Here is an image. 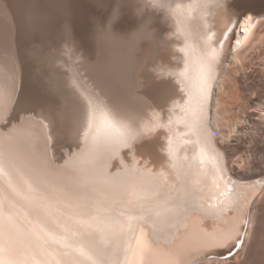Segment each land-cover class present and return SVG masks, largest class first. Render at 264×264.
I'll list each match as a JSON object with an SVG mask.
<instances>
[{
    "label": "bare ground",
    "instance_id": "1",
    "mask_svg": "<svg viewBox=\"0 0 264 264\" xmlns=\"http://www.w3.org/2000/svg\"><path fill=\"white\" fill-rule=\"evenodd\" d=\"M119 1L124 5L132 2L137 4L136 9H134L135 7H132V9L139 16L143 15V12L149 11L152 15H155L154 12L159 11L164 25L162 31L153 34L147 32L145 27L138 32L135 30L136 33L122 40H113V36L112 38L103 36L102 46L104 50H108V53H104L95 63L81 62L79 68L76 66L75 61L81 60L82 55L78 53L79 51L70 50L71 48L69 49L67 45L68 42H65L62 49H58L55 53L49 55L48 65L56 67V71H59L56 65L60 66L61 69H66L64 73L60 72L61 74L50 75L52 89L61 96L60 105L55 112L39 109L34 114H31L35 115L37 120L43 121L44 125L36 126V132L39 137L38 147L34 146L30 139L14 141L15 152L20 161V170L19 173L13 171L12 183L22 188L24 178L30 176L34 170L47 160V179L56 189L60 190L61 195H79L81 202H87L92 205L99 216L126 221V205L129 196L125 183L109 184L102 180L94 179L86 173L75 172L71 167H61L66 160L71 165L74 162L75 154L80 151L83 145L86 116L81 98L87 96L89 91H94L106 99L107 104L115 110L117 116L132 119L138 127L146 129V134L131 149H122L119 156L129 166V170H131L135 161L137 170L147 169L153 175L163 172L165 179L159 184L157 191L160 196L171 193L165 199L175 202L177 195L182 197L185 190L191 187L195 166L187 173L182 172L179 180H177L176 171L169 166V138H171L172 147L177 151L180 160L187 156L189 161H191L195 146L192 143H182V140L187 139L190 141L194 138L190 135L187 137L183 135L185 132L182 114L185 100L184 93L181 90L183 85L169 74L182 69L186 58L185 53L189 45L196 53H200L206 45L205 42L199 39L193 41L190 37L182 38L177 35L172 30V20L165 10L166 6L161 7L159 0ZM230 1L234 3L236 0H221L220 6L209 3L206 8L198 13L203 16L206 28H201L197 25L196 30L201 35L214 34L213 44L221 52L209 100L208 138L216 152L224 157L227 175L235 181L236 191L241 194L240 199L244 202L243 206L239 210L225 209L219 216H214L206 208L202 210L200 207L201 200L198 197H194L196 210L187 211L186 216L181 215L175 219L159 220L155 225L154 235L151 224H134L132 230H125L122 234L115 232L106 233L103 239L97 240L98 248L104 250V264H141L140 244H147L151 248L153 264H197L203 258H205L206 262L208 257L224 256L236 248L233 245L229 248V251L221 254L219 251L220 249L224 250L223 248L212 247L211 245L221 236H225L230 232L234 234L237 228L244 231L242 225H240L241 220H249L248 228L246 229V235L243 236L244 243L239 248H236L237 251L231 256L232 259H237L243 247H246L245 241L250 239L252 228L255 225L254 222L258 217L257 206L254 203H257L262 197L264 198V177L260 178L255 172L253 173L255 174L254 176L250 174L251 176L247 175L245 177V175V178L234 176L235 173L234 175L232 174V170L234 172L233 166L237 168L238 172L244 170L243 166L240 165L242 160L233 159L234 156L230 145H227L228 143L223 140L222 131L218 128L215 129L211 125V118L213 93L216 97L217 94L226 88L223 80V72L225 71L223 58L225 57V52H231V62L238 61L240 60V53L245 47L253 43L255 38L256 40L262 38L260 37V28L264 24V9L257 11L255 8L256 11L252 9V12L249 10L251 7L249 9L248 7H243L238 10L239 14L237 15L230 9L231 6H234V4H229ZM199 2L204 4L205 0H199ZM188 14H191V10H189ZM173 15H177V13H173ZM179 15L182 17L185 12L180 10ZM248 17H252L250 21L252 28L249 33H244L243 29L246 26ZM228 28H231L232 31L228 33V39L224 41L221 49L219 42L223 40V33ZM144 39L148 40L146 42L148 44L147 54L144 58L150 60L148 62L152 70V76L158 79L161 77L168 79L167 82H160L158 87H156L157 96L155 102H149L136 91L141 85V79H139L140 75L136 73L138 60H135L133 55ZM237 40L240 41L239 44H237ZM258 41L260 42V40ZM119 51L124 52V54L120 55L121 52L119 53ZM129 69L134 72V94H130L129 86L124 79V75ZM83 70L86 78L81 74ZM20 80L19 65L15 56L10 53L0 55V98L14 94L16 99ZM235 81L242 87L241 78H237ZM246 88L244 89L245 91L248 90ZM243 93L245 95L246 92L243 91ZM245 96L247 97V95ZM13 105L14 103L9 105L10 111ZM246 105L244 106L245 109L248 107ZM259 118L264 124V108L259 111ZM52 119L55 120V123L57 122L56 132L64 137L67 144L63 147L59 158L55 157L52 149L54 139L51 134ZM169 120L171 124L168 123ZM158 124L162 125V127H156ZM240 126L237 124L234 129H238ZM49 137L50 139L46 140ZM152 138H155V141L147 149V140ZM45 142L47 143V156L42 157L39 148H43ZM156 148H158V151ZM109 163L111 164L110 173L113 175L120 173L122 180L127 179L124 177V170L121 168L119 159H113ZM255 163L251 164L252 168L260 166ZM163 202L164 200H161L159 196L153 197L150 201L154 205L162 204ZM0 213L3 214L5 223H7V218L10 216L21 231L31 230V226L25 218L27 215L26 206L23 201L9 191L5 177H0ZM137 237L140 238V243L137 242ZM19 251L23 253L22 248ZM19 258L29 259L23 255ZM4 259L6 261L10 259L8 253H5Z\"/></svg>",
    "mask_w": 264,
    "mask_h": 264
},
{
    "label": "snow or ice",
    "instance_id": "2",
    "mask_svg": "<svg viewBox=\"0 0 264 264\" xmlns=\"http://www.w3.org/2000/svg\"><path fill=\"white\" fill-rule=\"evenodd\" d=\"M209 3L220 6L221 0H205L204 7ZM159 4L161 7L166 6L164 0H159ZM251 20L252 17H248L244 33L251 31ZM103 31L105 35L108 34L107 28ZM231 31L228 28L223 33V40L219 42L221 49ZM213 35L208 34L206 47L200 53H196L189 45L182 69L169 74L183 85V135L194 138L190 141L182 140V143L195 146L191 161L187 156L180 160L169 138V166L176 171L177 180L182 172L187 173L195 166L191 187L185 190L182 197L177 195L175 202L165 199L171 193L160 196L157 191L165 179L163 172L153 175L147 169L137 170L135 161L129 170V166L119 156L122 149H131L146 134V129L138 127L132 119L117 116L106 99L94 91H89L87 96L81 98L86 116L83 145L75 154L74 162L69 165L66 160L61 167H71L75 172L86 173L109 184L125 183L129 196L126 221L99 216L92 205L81 202L79 195H61L60 190L47 179V160L24 178L22 188L13 185L12 173H19L20 170L14 141L30 139L38 147L36 126L44 125L35 115L10 120L9 105H21L25 101L16 100L14 94L0 98V177L6 178L9 191L23 201L27 212L25 218L31 226V230L21 231L10 216L5 223L0 213V264H29V261L30 264H104V250L98 248L97 240L103 239L106 233L122 234L125 230H132L134 224H151L154 235L159 220L175 219L181 215L186 216L187 211L196 210L194 197L201 200L202 210L206 208L214 216H219L225 209L242 208L244 202L240 199L241 194L236 191L235 181L227 175L224 157L216 152L208 138L209 100L221 56L220 50L213 44ZM124 79L130 94H134V72L129 69ZM168 123L171 124V121ZM39 151L42 157L47 156L46 142ZM113 159H119L127 179L122 180L120 173L113 175L109 172V161ZM261 161L264 162V156ZM157 196L164 202L155 205L150 203ZM248 223L249 220H241L240 225L244 231L237 228L234 234L230 232L219 237L211 246L231 248L234 245L239 248L244 243L243 236L246 235ZM137 242L140 243L139 237ZM21 248L23 253L19 251ZM5 253L10 257L7 261L4 259ZM139 253L141 264H153L152 250L147 244H140ZM232 254L230 251L229 255ZM21 255L29 259L19 258Z\"/></svg>",
    "mask_w": 264,
    "mask_h": 264
},
{
    "label": "rangeland",
    "instance_id": "3",
    "mask_svg": "<svg viewBox=\"0 0 264 264\" xmlns=\"http://www.w3.org/2000/svg\"><path fill=\"white\" fill-rule=\"evenodd\" d=\"M96 1L0 0V55L10 53L17 59L21 80L16 100L25 101L21 105L14 103L8 116L10 120L16 121L20 115L29 116L39 109L50 112L58 110L61 96L52 89L50 75L64 73L66 69H61L56 65L59 70L56 71V67L48 65V58L51 53L62 49L65 42H68L70 50L79 51L78 53L82 54V59L75 61L79 68L81 62L95 63L104 53H108V50H104L102 46L103 36L110 38L113 36V40H122L136 33L135 30L138 32L146 27L147 32L157 34L164 27L159 11H155V15L147 11L139 16L132 9V7H135L134 9L137 7V4L133 2V4L124 5L119 0ZM235 2L230 1L229 4H234L235 7L231 6L230 9L237 15L239 14L238 10L243 7H248V9L251 7L250 11L264 9L263 0H236ZM250 3L252 4L250 5ZM263 27L264 24L260 28V37L262 38L257 40L255 38L253 43L241 51L240 60H238L240 65L238 61L231 62L230 51L225 52L223 80L226 88L216 97L213 93L211 125L222 131L223 140L231 147L233 159L242 160L240 161V165L244 169L242 172H238L235 166L232 167L234 169L232 174L235 173L234 176H240V178L255 174L260 178L264 177V162L261 161V157L264 156V124L259 120V111L264 108ZM105 28L108 29L109 34L107 35L103 31ZM141 42L139 49L134 51L133 55L135 60H138L136 73L140 75L139 79H141V85L136 91L149 102H155L156 87L160 82H167L168 79L165 77L158 79L152 76L149 59L144 58L147 54L148 44L146 42L148 40L144 39ZM123 54L124 52L120 53V55ZM81 74L86 78L84 70L81 71ZM237 78H241L244 88L243 85L240 87L235 81ZM245 87H247L246 90H249H247L248 92L244 90ZM243 91L247 93H245L247 97ZM244 100H248L246 109ZM51 121L53 123L51 134L54 137L52 149L55 157L59 158L63 147L67 144L64 137L56 132L57 122L55 123L54 119ZM234 122L241 125L240 128L234 129V126H237ZM154 141L155 138L147 140L146 148L149 149ZM156 149L158 151V148ZM243 162L244 164H242ZM252 162H256L255 164L261 167L252 168ZM254 172L255 174H253ZM262 198L254 203L257 206L258 217L254 222L250 239L245 241L247 245L245 244L246 247H243L237 259L231 258L234 253L229 257L227 256L229 253H227L224 256L208 257L206 261H209L208 263L205 262V258L202 261L200 259L197 264H264V198ZM223 249L219 251L221 254L230 250L229 248Z\"/></svg>",
    "mask_w": 264,
    "mask_h": 264
},
{
    "label": "clouds",
    "instance_id": "4",
    "mask_svg": "<svg viewBox=\"0 0 264 264\" xmlns=\"http://www.w3.org/2000/svg\"><path fill=\"white\" fill-rule=\"evenodd\" d=\"M166 5L165 10L168 12L172 20V30L183 37H190L193 41L199 39L206 42L207 35H201L197 32L196 27L199 25L201 28H206L203 16L198 13L206 8L199 0H164ZM183 10L184 16H180L179 12ZM191 10V14L189 13ZM177 13V15H173ZM82 55V54H81Z\"/></svg>",
    "mask_w": 264,
    "mask_h": 264
}]
</instances>
